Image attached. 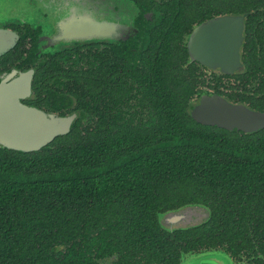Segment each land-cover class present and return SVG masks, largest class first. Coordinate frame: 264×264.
<instances>
[{"label":"trees","instance_id":"16d2710c","mask_svg":"<svg viewBox=\"0 0 264 264\" xmlns=\"http://www.w3.org/2000/svg\"><path fill=\"white\" fill-rule=\"evenodd\" d=\"M149 76L131 69L112 100L95 94L89 104L77 97L80 119L87 122L77 120L68 135L39 150L0 147V264L23 260L17 256L27 245V251L53 252L63 245L70 257L72 245L88 244L90 229L102 230L124 214L125 240L118 244L164 246L173 232L174 245L188 236L193 249L221 248L232 257L240 250L248 264H264L255 258H264V152L228 154L242 149L231 136L225 141L233 147L215 149L218 135L208 132L213 128L199 132L185 112L177 113L172 94L152 88ZM132 82L142 85L143 100L154 110L137 123L127 116L128 102L120 101ZM49 94L57 98L51 107L71 109V95ZM258 145L264 151V142ZM188 204L208 207L209 219L184 229L161 227V211Z\"/></svg>","mask_w":264,"mask_h":264},{"label":"flooded vegetation","instance_id":"af4514ba","mask_svg":"<svg viewBox=\"0 0 264 264\" xmlns=\"http://www.w3.org/2000/svg\"><path fill=\"white\" fill-rule=\"evenodd\" d=\"M0 10L5 15L0 21V44L12 45L0 55V75L10 70L30 72V93L21 103L61 118L72 117L68 132L55 135L49 143L68 135L77 120L87 122L80 119L77 97L83 98L81 101L87 97L89 104L94 103L95 94L112 100L120 95L119 84L135 68L150 74L153 89L172 94L177 113L185 112L199 132L213 128L208 132L218 135L215 149L233 147L225 141L231 136L242 149L235 152L229 148L228 154L246 157L264 152L258 145L259 140L264 142V0H5ZM224 17L232 20L226 28H241L233 55L228 54L232 48L226 55L223 48L229 41L219 21ZM225 60L237 63L224 71L220 62ZM134 84H130V94L120 100L128 102L131 123L154 111L143 100L142 85ZM49 91L71 95V109L51 107L57 98ZM215 99L256 112L254 124L260 123V127L227 129L193 116V110L217 107V102H207ZM246 138L249 142L243 146ZM124 222L125 214L109 220L102 230L86 231L88 244L81 249L72 245L70 257L63 245L55 252L40 251L37 246L27 251L32 247L27 245L17 256L23 260L11 264H183L199 251H224L193 249L188 236L186 240L179 236L181 245H174L173 232L164 246L142 245L140 241L118 244L116 240H125ZM78 233L76 230L73 235L78 237ZM88 235L93 236L92 242ZM79 238L77 244L86 237ZM252 249L259 251L256 245ZM226 254L232 264H248L240 250L234 257ZM255 258L264 260L262 255Z\"/></svg>","mask_w":264,"mask_h":264},{"label":"water","instance_id":"95a60500","mask_svg":"<svg viewBox=\"0 0 264 264\" xmlns=\"http://www.w3.org/2000/svg\"><path fill=\"white\" fill-rule=\"evenodd\" d=\"M224 26L223 48L233 55L237 52L235 42L241 28H226L232 20H219ZM241 36V33L240 35ZM233 42V43H232ZM11 43L0 44V55L11 48ZM237 61H223L220 64L224 71L232 70ZM31 88V73L10 70L0 75V147L23 152L36 151L48 144L55 135L67 133L72 117L61 118L55 114L31 106H25L20 99L29 95ZM217 102V107H203L193 110V116L204 123L215 124L227 129L253 130L260 127L254 124L256 112L242 105H232L225 99L208 100ZM262 121L263 118L261 117ZM263 124V123H262ZM210 217L208 207L201 204H188L180 208L161 213L159 223L166 230L184 229L198 226ZM192 264H232L231 258L224 252H204L192 255L188 260ZM184 264V263H183Z\"/></svg>","mask_w":264,"mask_h":264},{"label":"rangeland","instance_id":"374dc122","mask_svg":"<svg viewBox=\"0 0 264 264\" xmlns=\"http://www.w3.org/2000/svg\"><path fill=\"white\" fill-rule=\"evenodd\" d=\"M5 5V0H0V8L1 7H3ZM5 18V15L1 12V10H0V21L2 20V19H4ZM184 264H192V260H190V261H188V260H186L185 262H183Z\"/></svg>","mask_w":264,"mask_h":264}]
</instances>
